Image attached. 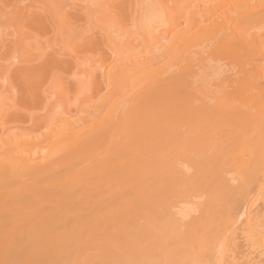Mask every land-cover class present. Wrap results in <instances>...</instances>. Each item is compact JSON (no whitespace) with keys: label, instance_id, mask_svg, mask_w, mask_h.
Masks as SVG:
<instances>
[{"label":"bare ground","instance_id":"obj_1","mask_svg":"<svg viewBox=\"0 0 264 264\" xmlns=\"http://www.w3.org/2000/svg\"><path fill=\"white\" fill-rule=\"evenodd\" d=\"M21 23L43 33L21 38ZM47 28L60 49L42 39ZM24 42L39 49L38 68L65 65V49L84 77L65 87L59 77L54 96L64 99L70 85L79 95L85 84L105 95L75 119L49 111L57 118L40 137L0 123V264H85L98 247V264H168L153 259L154 249L167 253V239L187 247H169L175 252L165 259L181 257L174 264H264V0H0V49L12 52L0 60V121L4 92L12 99L26 89L36 101L51 95L27 85L32 65L17 54ZM82 43L91 55L81 59ZM158 49L159 61L147 60ZM13 77L25 89H14ZM94 185L111 191V204L98 193L104 205L86 209L88 219L74 202L68 209L57 200ZM123 234L132 235L127 245ZM90 244L96 250L85 260L74 255L91 253Z\"/></svg>","mask_w":264,"mask_h":264},{"label":"rangeland","instance_id":"obj_2","mask_svg":"<svg viewBox=\"0 0 264 264\" xmlns=\"http://www.w3.org/2000/svg\"><path fill=\"white\" fill-rule=\"evenodd\" d=\"M70 12H71V11H69V14H72V12H71V13H70ZM72 17L74 18V17H76V16H72ZM74 19H75V18H74ZM1 20L3 21V19H1ZM71 20H73V19H71ZM81 22L83 23V21H80V23H81ZM76 23H77V24H76ZM80 23H79V22H75L76 26H77L78 24H79V26H80ZM82 23H81V25H82ZM15 24H16V23H15ZM17 24H18V23H17ZM17 24H16V25H17ZM19 24H20V23H19ZM19 24H18L17 26H19ZM22 24H23V27H25V24H26V23H21V25H20L21 27H22ZM26 25H27V24H26ZM28 26H29V25H28ZM28 26L25 27L26 30H24V28H23V29L21 28V29H22V30H21L20 27H19V28L15 29L14 31L17 32V30L20 29L18 32L22 33V34H21V35H22L21 38H22L23 36H26L28 33H31V32L34 33L35 31H36V35H37V33L39 34L40 32H41L40 34L43 33V31H39V30L33 29V27H31V26H29V27H28ZM79 26H78V27H79ZM12 27H13V25H12ZM14 28H16L15 25H14V27L11 28V29H14ZM9 30H10V29H9ZM47 30H48V33L46 32L47 34H43V35H45V37H42L43 35H41V37H42V39H45V38H46L47 41L50 40L49 42H51L52 44H50V43L47 42L46 40L43 41L42 39H40V42H39V43H42V44H38V47H41V48H40L41 50H42V48H43L42 46L45 47L46 42L49 44V46L51 45V47H52V45H53V43H54V41H55V40L53 41L54 36H55L54 33H53V31H52L51 29H49V28H47ZM11 31L13 32V30H11ZM44 33H45V32H44ZM40 34H39V35H40ZM31 35H32V34H31ZM31 35H30V38L32 39L33 37H31ZM39 35H38V36H39ZM46 35H47V37H46ZM49 35H50V37H49ZM33 36H35V35H33ZM26 37H27V36H26ZM28 37H29V36H28ZM35 37H36V36H35ZM52 37H53V39H52ZM30 38H28V39H30ZM31 39H30V40H31ZM33 39H34V38H33ZM36 39H38V37H37ZM36 39H35V41H37ZM51 39H52L53 42L51 41ZM55 39H56V37H55ZM26 40H27V38H26ZM26 40H25V41H26ZM38 40H39V39H38ZM31 41H32V40H31ZM35 41H33V43L36 44ZM42 41H43V42H42ZM45 41H46V42H45ZM56 41H57V40H56ZM56 41H55V42H56ZM44 42H45V45L43 44ZM30 43L33 44L32 42H30ZM30 43H29V44H30ZM31 44L28 45V42H27L26 44H25V42H24V43L21 44L22 46L19 45V46H18V50H17V51H18L17 54H18L19 56H22V55L25 56V55H26L25 57H27V59L30 60L32 66H29V67L27 68V70L25 71V75H26V73H27L26 76H28L27 79H26V80H28V81H26V82H28L27 85L30 84V85L34 86V89L37 90L38 93H41V92L43 93V90H44V93H46V92H49V93L52 92V90L50 89V88H51L50 86H51L53 83H56V81H57L58 79H60V78L63 79V80H62V81H63V84H62V83H61V84L65 87V82H66V81H67V82H68V80H69V81H70V80L73 81V79H75V77H78V76H79V78H80V77L82 76V75L80 76V73H79L78 70L76 69L77 67L74 66V64L69 60V59L72 58V56L70 57V53H69L68 51H67V52H66V51H63V50H65V49H62V47H61V49H62L61 52H60V51H57V52H55V53H59V52H60V53H62V54L64 53V55L69 54V56H68V55H67V56H63V57H65V59H66L67 61L69 60V61H68L69 64H68V62H66V60H65V65H66V66L63 64V63H64V62H63L64 60H62V59L60 58V57H62V56H61L62 54H61L60 57H59L63 63H62L61 61H60V63H59V62H58V63L60 64V66H62L61 64H63V68L65 67V69H63L62 67H60L58 63H57V64H58L59 67H55L56 70L54 69V66L57 65L56 63H55V64L53 63V65H52L53 68H50V67H49V68L52 70V72H51V70H50V72L46 71V70H45V69H47L46 67H45V69H44L43 67H41V68H42V69H41L40 66H39V68H38V66H37V63H38V62H37V61H38L37 59H38V58H36V56H37V52H36V55H35V51H38L39 49H38V48H37L36 50L33 49V50H34V51H33V50H32V47H33V46H32ZM35 44H33L34 47L37 46V44H36V46H35ZM48 44H47V45H48ZM84 44H85V45H84ZM164 44H165V42H164ZM39 45H40V46H39ZM54 45H55V44H54ZM54 45H53V46H54ZM56 45H57V43H56ZM56 45L54 46V47H55V50H56L57 48H59L58 45H60V42H59V44L57 45V48H56ZM80 45H81V46H84L85 48L80 47ZM80 45L77 46L78 48L76 47V49H77V50H78V49H79V50L82 49L81 52L84 53V54L86 53V54H85V55H84V54H81V52H80L79 50H78V51L76 50L75 53L78 52V56H79V54H80L81 59L84 58V56H86V55L90 56V55H91V48H90V46H89L87 43H82V44H80ZM29 46H32V47H29ZM86 46L89 47V49H88ZM47 47H48V46H47ZM45 48H46V47H45ZM45 48H43V50H44ZM49 49H51V48L49 47ZM49 49H48V50H49ZM59 49H60V48H59ZM59 49H58V50H59ZM86 49H87V51H88V50H90V51H88V53H87V51H85ZM31 50H32V51H31ZM45 50H46V49H45ZM45 50H44V51H45ZM52 50H54V48H52ZM159 51H160V49H158V51H156V50H152V52L149 51L148 54L146 53V54H147L146 56H148V57H147V60L150 59V60L154 61V60H158V59H160V57H158V56H160ZM42 52H43V51H42ZM45 52H46V51H45ZM47 52H51V50H49V51H47ZM154 52H156L155 54H157V56L154 55ZM157 52H158V53H157ZM11 53H12V52H11L9 49L5 48V47L2 48V49H0V60L4 62V59H5V58H6V59L11 58V55H12ZM28 53H29V55H28ZM21 54H22V55H21ZM71 54H72V53H71ZM149 54H150V55H149ZM158 54H159V55H158ZM72 55H73V54H72ZM82 55H83V56H82ZM58 56H59V54H58ZM88 56H87V59H88ZM63 57H62V58H63ZM66 57H67V58L69 57V58L67 59ZM149 57H150V58H149ZM57 58H58V57H57ZM85 58H86V57H85ZM156 58H157V59H156ZM63 59H64V58H63ZM89 59H90V58H89ZM89 59H88V61H89ZM57 60H59V59H57ZM71 60H72V59H71ZM1 61H0V62H1ZM88 61H87V62H88ZM91 61H92V60H90V62H91ZM158 61H159V60H158ZM5 62H7V61H5ZM156 62H157V61H156ZM156 62H155V64H156ZM71 64H73V65H71ZM38 65H39V64H38ZM50 66H51V65H50ZM52 66H51V67H52ZM73 66H74V67H73ZM68 67H69V68H68ZM80 68H81V67H80ZM43 69H44L45 71H44ZM57 69H58V70H57ZM67 69H68V70H67ZM78 69H79V68H78ZM36 70H37V71H36ZM42 70H43V71H42ZM47 70H48V69H47ZM53 70H54L55 72H54ZM59 70H61V71H59ZM63 70H64V71H63ZM69 70H70V71H69ZM81 70H83V69L81 68ZM27 71H29L30 74H29V72H27ZM62 71H63V72H62ZM64 72H65V73H64ZM58 73H59V74H58ZM62 73H63V75H64V74H65V75L62 76ZM70 73H71V74H70ZM28 74H29V75H28ZM72 74H73V75H72ZM39 75H40V76H39ZM48 75H49V76H48ZM52 75H53V76H52ZM68 75H69V76H68ZM55 77H56V78H55ZM57 77H58V78H57ZM59 77H60V78H59ZM66 77H67V78H66ZM68 77H69V78H70V77H74V78H73V79H72V78L69 79ZM13 78H14V79H13ZM13 78L10 79V80H13V81H12L13 84L16 85V86H13L12 83H11V85L13 86V88H14V87H16V88H14V89H17V87L20 88V83H22L21 80H20V78H15V77H13ZM23 78L25 79V77H23ZM28 78H29V79H28ZM48 78H49V79H48ZM65 78H66V80H64ZM81 78H82V77H81ZM83 78H84V77H83ZM83 78H82V79H83ZM24 79H23V82L25 81ZM51 79H52L53 81L50 83ZM82 79H81V80H82ZM18 80H19V84H18ZM29 80H30V81H29ZM42 80H43V81H42ZM47 80H48L49 82H48ZM83 80H85V79H83ZM64 81H65V82H64ZM16 82H17V84H16ZM26 82H24V87L21 86L22 89H23V88L25 89V87H26V86H25V83H26ZM29 82H30V83H29ZM47 82L49 83V85L47 84ZM59 82H60V81H59ZM59 82H57V83H59ZM67 82H66V83H67ZM69 83L71 84V81H70ZM69 83H68V84H69ZM68 84H67V85H68ZM70 84H69V85H70ZM21 85H22V84H21ZM47 85H48V86H47ZM62 85H61V86H62ZM83 85H84V84H83ZM87 85H88V84H85L84 86H82V88H80V90H78V91H81V94L78 95L77 93H80V92H77V91L75 92V93L77 94V96H76V94L73 92L72 89H71V92H70V88H72V85L68 86V87H69V89H68L69 92H68V91H65V92H67V95H68V94H69V95H68V96H64V97H63L64 99L59 98L60 95L58 96V94H56V96H58V98H55V97H56V96H54L55 94L53 95V94L50 93L52 96L49 95V94H45V95H48V97L46 96L48 102L51 100V101L49 102V104H47L48 102H47L46 98L44 97V96H45L44 94H43V95L41 94V96H43V98H44L45 100L41 99L42 97H40V98H38V99L43 100V101H46L47 103H45V104L42 103L43 101H42V102H41L40 100H38V101H40V102L36 101V100H37L36 98H35V100H34V99L32 100V97L34 98V96L29 97L28 94H27V95L25 94V96H24V93H25V92L27 93L26 89H25V92H24V91L20 88V89L22 90V91H21L22 94H19L18 89H17V91L15 90V91H16V94L13 93V94H15V95H14L15 98H16V96L19 97L20 95H21V96L23 95V96H22L23 98L20 96V97L18 98V100L15 99L14 97H13L14 100H12L13 98L11 99L10 96H8V95L11 94L10 91H9L10 94H8L7 92H4L3 94L6 93L5 95L7 96L6 99H4V100H5L4 103L7 102V104H5V105H6L5 107H6L7 111H5V107H4V105H3L2 108L4 107V112H5L6 114L4 113L5 118L1 117V118H3V121H0V123H1L2 126H3V129L8 130V131H9V130H12V131H14V132L22 131V132H26V133H28V134L31 135V136H34L35 133H36L35 135H37V136H39L38 134H41V135H42V133H43V135H44L46 125H48V124L50 125L51 121L54 120L55 117L57 118V116L59 115V113H61V111H67V113L69 114L70 118L75 119V118H78V116L80 115V114H79V113H80V110L83 111V110L86 108V109H85L86 112H85V110H84V112L87 113V114H91V113H92L91 111L93 110V108L95 109V106H96V108L99 107V105H96V104H98V102H99L97 96L100 97L102 94H103L102 96L105 95V94H104V91H105V90H103L104 88L99 89V88H95V87H94V88H95V89H94V88L92 87V89H91V87H89V86H87ZM85 86H86V87H85ZM97 86H100V85H97ZM46 88H47V90H45ZM88 88H89V90H88ZM48 89H50V90H48ZM97 89H99V91H98ZM90 90H91V92H90ZM92 90H93V91H92ZM94 90L97 91V92H95ZM101 90H102V91H101ZM1 91H3V90H1ZM6 91H7V89H6ZM99 92H102V93L99 94ZM73 93H74V94H73ZM82 93H83V95H82ZM91 93H92V94H91ZM94 93H95V94L98 93V94L95 95ZM105 93H106V92H105ZM7 94H8V95H7ZM18 94H19V96H18ZM65 94H66V93H65ZM65 94H64V95H65ZM88 94H90V95H88ZM5 95H4V97H5ZM74 95H75V96H74ZM11 96H12V95H11ZM61 96H62V94H61ZM86 96H87V97H86ZM90 96H91V97H90ZM8 97H9V98H8ZM27 97L31 98V99H30L31 102L28 101V100L26 101V99H28ZM49 97H50V98H49ZM68 97H69V98H68ZM76 97H77V98H76ZM92 97H93V98H92ZM66 98H67V99H66ZM75 98H76V99H75ZM85 98H86V99H85ZM89 98H90V99H89ZM7 99H8V100H7ZM23 99L25 100V102H23V101H24ZM60 99H61V100H60ZM68 99H69V102H68L69 104L67 103V100H68ZM77 99H78V100H77ZM83 99H85L86 101L83 102V101H84ZM92 99H93V100H92ZM20 100H21V101H20ZM56 100H57V101L59 100L58 102H60V103L57 104V101H56ZM65 100H66V101H65ZM80 100H81V101H80ZM8 101H9V102H8ZM32 101H33V102H32ZM62 101H65V102H66L65 105H67V108H66L67 110H66V109H63V108H65V107L62 106V103H63ZM78 101H80V102H78ZM26 102H27L28 104H26ZM35 102H36V103H35ZM65 102H64V103H65ZM4 103H3V104H4ZM11 103H12V104H11ZM29 103H30V105H29ZM32 103H34V105L36 104V105H35V108H34V105H33ZM38 103H40V105H39ZM80 103H83V104L79 106ZM93 103H95V104H93ZM21 104H22V105H21ZM25 104H26V105H25ZM37 104H38V105H37ZM74 104H75V106H74ZM76 104H78V105H76ZM86 104H87V105H86ZM10 105H11V106H10ZM28 105H29V106H28ZM42 105H43V107H45V108H43ZM56 105L58 106V108H57ZM60 105H61V106H60ZM63 105H64V104H63ZM90 105H92V107H91ZM13 106H14V109H15V110L13 109ZM17 106H18V108H17ZM20 106H22V108H21ZM68 106H69V107H68ZM88 106H89V108H88V110H87V107H88ZM37 107H38V108H37ZM8 108H9V109H8ZM30 108H31V109H30ZM51 108H52L53 110H51ZM54 108H57V110L54 111ZM60 108H61L62 110H60ZM74 108H75V109H74ZM17 109H18V110H17ZM21 109H22V111H21ZM27 109H28V110H27ZM38 109H39V110H38ZM43 109H44V110H43ZM12 110H13V111H12ZM29 110H30V111H29ZM36 110H37V112H36ZM90 110H91V111H90ZM11 111L14 112V113H12ZM16 111H17V112H16ZM26 111H27L28 113H27ZM49 111H50L51 113H52V111H53L52 114L55 113V115H57V116H55V115L53 116L51 113H49ZM56 111H57V113H56ZM93 111H94V110H93ZM84 112H83V113H84ZM90 112H91V113H90ZM9 113H11V114H9ZM16 113H17V114H16ZM77 113H78V114H77ZM19 114H20V115H19ZM32 114H33V115H32ZM76 114H77V116H76ZM87 114L82 115L81 118H82V119L86 118ZM6 115H7V116H6ZM16 115H17V116H16ZM45 115H46V116H45ZM47 115H50L49 118H48ZM51 115H52V116H51ZM14 116H15V118H14ZM84 116H85V117H84ZM9 117H10V118H9ZM33 117H34V118H33ZM51 117H53V118H51ZM83 117H84V118H83ZM88 117H90V116H87V118L84 119V121H83L81 118H80V119H81V121H83V122L86 121V123H88V121L90 120V118H89V120H87ZM11 118H13L14 120L11 119ZM4 119H5V120H4ZM8 119H9V120H8ZM0 120H2V119H0ZM11 120H13V121H11ZM45 120H47V121L45 122ZM48 120H51V121L49 122ZM47 122H49V123H47ZM89 122H91V120H90ZM44 123H45L46 125H45ZM86 123H85V124H86ZM43 125H44L45 127H44ZM49 125H48L47 128H46L47 130H49L48 127L50 128ZM43 128H44V129H43ZM47 130H46L45 134L48 132ZM1 132H2V131L0 130V133H1ZM38 132H39V133H38ZM32 134H33V135H32ZM34 137H36V136H34ZM39 137H40V136H39ZM39 137H38V138H39ZM86 154H87V153H86ZM80 155H81V154H80ZM82 155H83V158L81 157L80 161L85 159L83 162L86 164L87 161H88V160H87L88 157H87V155H85V154H82ZM84 155L86 156V158H85ZM79 157H80V156H79ZM86 160H87V161H86ZM84 163H83V164H84ZM104 181H106V180H104ZM102 182H103V181H102ZM102 184H103V185L105 184L106 187H108V186H107V185H108V184H107V181L104 182V183H102ZM97 185H98V184H97ZM97 185H96V186L94 185V186L96 187V188H95L96 190L94 189V187H93L92 191L90 190V188L88 189L89 191H87V192H88V194L90 193V195H88L87 193H85V191H86L87 189H83V190H85L84 192H83L82 189H79V191L82 190V192H83V193L81 194V193L78 191L79 194H81L82 196H80V195L78 194V192H76V193H77V196H76V197H74V198L69 197V198H68L67 196L63 195V194H65V193H63V194L59 193V195H57V198H58V196H60V199H57V200H58V201H59V200H62L61 202L59 201V202L62 203V204H64L63 202L68 203V204H66V203L64 204V206H66V205L68 206V205H69V206H68V209H69V207H70L71 205H72V206H71L72 208H74V207L77 208V206H80L79 208L81 209V207H82V209H85V210H82L84 214H82V211H80L81 213H80V212H79V213H80L83 217L86 216V218H87V217H88L87 215H88V212H89V211L86 210V209H93V208L95 209L96 207H98V208H96V209H102V208H99V206H100V207H103L104 203H103V204H102V203H100V204L97 203V204H96V201H97V199H98L99 197H100V198L103 197L101 200H102V201L104 200L103 202L106 201V202H105L106 205L111 204L110 201H109L110 196H111V195L109 196V194L111 193V191H110V193H108L109 190H107L108 188L105 190V188H104L105 185H104V187H99V188H101L100 191H99V189L97 188ZM84 186H85V185H84ZM88 186H90V185H88ZM88 186H87V187H88ZM91 186H93V185H91ZM98 186H99V185H98ZM100 186H101V184H100ZM82 188H85V187L82 186ZM109 188H110V187H109ZM103 189H104V190H103ZM249 189H250V187H249ZM102 190L105 191V192H103ZM94 191H95L96 193H95ZM101 191H102V192H101ZM84 193H85L87 196H86V195H83ZM98 193H99V196L97 195ZM104 193H106L107 195L104 194ZM94 194H95V195H94ZM53 195H54V194H53ZM53 195H52L51 198L54 197ZM69 195H70V194H69ZM91 195H92V197H91ZM100 195H101V196H100ZM105 195H106V196H105ZM61 196H63V198H62ZM73 196H74V195H73ZM79 196H80L81 198H79ZM83 196H84V198H83ZM89 196H90V197H89ZM97 196H98V198H97ZM108 196H109V197H108ZM49 197H50V196H49ZM49 197H48V199H49ZM66 197H67L68 199H67ZM86 197H88V198H86ZM107 197H108V198H107ZM45 198H47V197H45ZM61 198H62V199H61ZM82 198H83L84 200H83ZM100 198H99V199H100ZM53 199L55 200V198H53ZM53 199H50V200H49V203H50L51 205H52V204L55 205V203H51V202L53 201ZM64 199L68 200V202L65 201ZM69 199H70V200H69ZM72 199H73V201H71ZM80 199H81V200H80ZM86 199H87V200H86ZM91 199H92V201H94L95 203L92 202ZM95 199H96V200H95ZM107 199H108V200H107ZM23 200H24V199H21V201H23ZM41 200H42V202H43V201H44V202H48V200H45L44 197H43ZM75 200H76V203H77V204L75 203ZM79 200H80L81 202H80ZM88 200H89V201H88ZM24 201H26V200H24ZM82 201H84V202H82ZM90 201H91V204L94 205L93 207H92V205L90 204ZM54 202H55V201H54ZM73 202H74V204H71V203H73ZM86 202H87V203H86ZM98 202H99V201H98ZM108 202H109V203H108ZM78 203H79V204H78ZM42 204L45 205V207H46V204H45V203H42ZM70 204H71V205H70ZM75 204H76V206H75ZM80 204H83V205H80ZM47 205H49V204L47 203ZM54 205H53V206H54ZM84 205H86L87 207H84V208H83ZM97 205H99V206H97ZM106 205H105V206H106ZM53 206H51L52 209H54ZM67 206H66V207H67ZM73 206H74V207H73ZM88 206H89V207H88ZM90 206H91V207H90ZM105 206H104V207H105ZM45 207H43V208H45ZM51 207H46V209H49V208H51ZM64 208H65V207H64ZM70 209H71V208H70ZM85 213H87V214L85 215ZM157 213H158V212H157ZM89 217H90V216H89ZM84 218H85V217H84ZM87 219H88V218H87ZM139 221L142 222V219H140ZM139 221H138V222H139ZM140 222H139V223H140ZM211 229H212V228H211ZM207 231H208V229H207ZM200 235L202 236V234H200ZM206 235H207V234H206ZM123 236H125V237H123ZM123 236H121V238H122L123 240H124V239L127 240V238H128V240H127V241H123L121 244H123V245H127L128 241L130 242V236L132 237V235H126V234L124 235V234H123ZM126 236H127V237H126ZM194 236H195V235H194ZM198 236H199V235H198ZM207 236H208V235H207ZM204 237H205V236H204ZM195 238H196V237H195ZM199 238H200V236H199ZM169 240H170V239H169ZM169 240L167 239V241H168L167 244H169V247H170V246H173L174 249L177 247V248L182 249L183 252H184V251H187V250L185 249V248H187L185 245H184L185 248H184V250H183V248H181L182 244H181L180 247L177 246V245H175V247H174V245H170V243L172 244V242H170ZM190 241H193V242H194L195 240H190ZM196 241H197V240H196ZM174 242H175V241H174ZM125 243H126V244H125ZM188 244H189V243H188ZM190 244H191V243H190ZM93 245L95 246V244H93ZM93 245L90 244V246H91L92 249L89 247V248L91 249V253H90V251H89V252H86L85 254L83 253V255H82V253H80V252L85 251V250L88 251V250H89L88 248H87L88 250H87V249H84V250H80V252H79V250L76 251V250L74 249V251H76L77 253H79V254H77V253L75 252L74 255H76V256L79 255V256H77V258H80V255H81V257H82L81 259H84V260H85L89 255L92 254V250H93V249H94V250L97 249L96 251H98L99 247L96 248V247H93ZM179 245H180V244H179ZM195 245H196V244H195ZM195 245L192 243L191 248H192V246H193V248H194ZM82 246H83V245H82ZM82 246H81V248H79V249H83V248H85V246H89V245H85V246H83V247H82ZM129 246H130V244H128V247H129ZM131 246H132V245H131ZM167 246H168V245H167ZM189 246H190V245H189ZM196 246H197V245H196ZM169 247H168V251H167V253H164V252L166 251V249L163 250L164 252H163L162 249H161V250L159 251V255L162 254L161 252H163L164 255H162V256H158V257H157L158 250H155V249H154V252L157 251L156 254L153 252V250H150V251H152V252H150L151 254H153V253L155 254V256L152 255V256H153V259H156V260H157V258L160 257L159 259L162 260V262H163V261H167V263L169 264V263L171 262V260H172L171 257L173 258L174 254H172L171 257L168 256V258H169L168 260H169L170 262H169L167 259H165V257H167V255H165V254H168V255H169V253H171V252H175L173 248H171V249H173V250H171V252H169V251H170ZM182 247H183V246H182ZM95 248H96V249H95ZM143 248H144V247H143ZM157 248H159V247H157ZM177 248H176V249H177ZM188 249H189V248H188ZM190 250H192V249H190ZM74 251H72V253H73ZM96 251H95V252H96ZM101 251H102V250H101ZM101 251H100V254H101ZM93 252H94V251H93ZM95 252H94V254H92L91 257H89V259L87 260L88 263L90 262L89 264H94V263H95V264H98V261H100V259H101V255H100L99 253L96 254ZM168 252H169V253H168ZM89 253H90V254H89ZM102 253H103V251H102ZM150 253H149V254H150ZM72 255H73V254H72ZM87 255H88V256H87ZM96 255H98V256L100 255V256H99V260H98V256H96ZM170 255H171V254H170ZM175 255H176V254H175ZM85 256H86V257H85ZM149 256H150V255H149ZM164 256H165V257H164ZM176 256H177V255H176ZM93 257H94V259H93ZM174 257H175V256H174ZM90 258H91V261H90ZM96 258H97V259H96ZM175 258L178 259V258H181V257H178V256H177V257H175ZM175 258H173L174 260H173V262H171L172 264L175 263V262H174V261H175ZM159 259H158L157 261H159V262L161 263V261H160ZM163 259H165V260H163ZM170 259H171V260H170ZM84 260H83V261H84ZM92 260H93V261H92ZM95 260H96L97 262H96ZM144 260H147V259H144ZM178 260H179V259H178ZM83 261H82V263H84ZM181 261H182V259H181L180 261H177V262H181ZM80 262H81V261H80ZM87 262H85V264H88ZM177 262H176V264H178ZM171 263H170V264H171Z\"/></svg>","mask_w":264,"mask_h":264}]
</instances>
